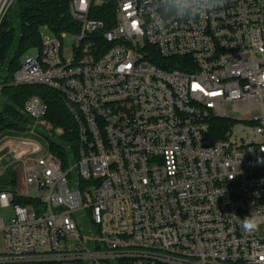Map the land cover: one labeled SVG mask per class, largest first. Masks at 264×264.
I'll return each instance as SVG.
<instances>
[{"label": "built area", "instance_id": "built-area-1", "mask_svg": "<svg viewBox=\"0 0 264 264\" xmlns=\"http://www.w3.org/2000/svg\"><path fill=\"white\" fill-rule=\"evenodd\" d=\"M170 3L70 0L68 29H40L12 85L71 122L34 95L0 134V264H264V0L190 20Z\"/></svg>", "mask_w": 264, "mask_h": 264}, {"label": "trees", "instance_id": "trees-1", "mask_svg": "<svg viewBox=\"0 0 264 264\" xmlns=\"http://www.w3.org/2000/svg\"><path fill=\"white\" fill-rule=\"evenodd\" d=\"M70 0H17L0 26V133L25 129L26 119L21 114L31 96H41L49 106L47 119L55 127L66 131L70 115L56 92L42 86L12 85L13 75L20 69V60L31 49L41 44L40 29L49 26L57 32L71 25ZM15 20L18 22L15 25ZM218 127L226 126L217 120ZM217 127V130L219 128ZM217 137H223L219 132Z\"/></svg>", "mask_w": 264, "mask_h": 264}, {"label": "clouds", "instance_id": "clouds-1", "mask_svg": "<svg viewBox=\"0 0 264 264\" xmlns=\"http://www.w3.org/2000/svg\"><path fill=\"white\" fill-rule=\"evenodd\" d=\"M226 0H171L170 5H166L165 12L171 20L187 19L196 16H203L209 12H215L225 4ZM157 27H160L159 25ZM242 228L246 232H254L261 226V219L254 213L242 220Z\"/></svg>", "mask_w": 264, "mask_h": 264}, {"label": "rangeland", "instance_id": "rangeland-1", "mask_svg": "<svg viewBox=\"0 0 264 264\" xmlns=\"http://www.w3.org/2000/svg\"><path fill=\"white\" fill-rule=\"evenodd\" d=\"M17 24H18V22L15 20V25H17ZM43 34H44V36L46 38H49L51 40L56 37L55 32L53 30H51V28L49 26H44L43 27ZM63 34H65V37H63V39H62V44H63V48H64L63 55H64V57L66 59L67 58H72L73 55H74L73 46H74V43H75V34H73L70 31H67V32H65ZM228 112L231 113L229 108H228ZM2 133H0V134H2ZM13 177L16 178V179L22 180L19 172L18 173H14ZM13 177H12V175H7L2 180L3 181L9 180V179H11ZM10 216H11L10 213H6V218L7 219H9Z\"/></svg>", "mask_w": 264, "mask_h": 264}]
</instances>
